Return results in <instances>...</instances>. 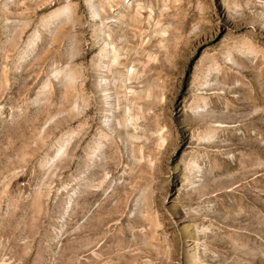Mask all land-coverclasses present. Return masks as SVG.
Instances as JSON below:
<instances>
[{"label": "rangeland", "instance_id": "374dc122", "mask_svg": "<svg viewBox=\"0 0 264 264\" xmlns=\"http://www.w3.org/2000/svg\"><path fill=\"white\" fill-rule=\"evenodd\" d=\"M0 264H264V0H0Z\"/></svg>", "mask_w": 264, "mask_h": 264}]
</instances>
